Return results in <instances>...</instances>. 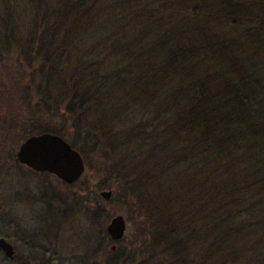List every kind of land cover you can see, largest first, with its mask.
<instances>
[{
	"label": "trees",
	"instance_id": "16d2710c",
	"mask_svg": "<svg viewBox=\"0 0 264 264\" xmlns=\"http://www.w3.org/2000/svg\"><path fill=\"white\" fill-rule=\"evenodd\" d=\"M45 4L26 36L24 54L43 58L32 80L60 88L42 103L89 140L140 157L121 181L130 200L138 177L149 190L139 264H264V0ZM106 108L134 118L109 127Z\"/></svg>",
	"mask_w": 264,
	"mask_h": 264
},
{
	"label": "rangeland",
	"instance_id": "374dc122",
	"mask_svg": "<svg viewBox=\"0 0 264 264\" xmlns=\"http://www.w3.org/2000/svg\"><path fill=\"white\" fill-rule=\"evenodd\" d=\"M46 1L45 5L51 6L54 0ZM36 3L38 0H0V159H3L0 166V236L13 243L18 254L16 261L0 251V264H111L112 257L123 256L119 252L123 248H130L133 256L127 259L139 264L145 255L139 250L143 249L140 240H143L142 234L149 221V190L139 183L145 177H138L135 194L139 197L134 195L130 200L131 195L125 194L121 181L131 170L130 160L140 157L137 154L136 158L132 150L127 153L126 146L114 147L111 137L98 138L102 143L89 140L76 126V117L46 107L50 101L58 102L60 88L48 84L49 81L40 76L38 81H33L32 74L43 69V58L33 60L31 54H24L30 48L26 36L36 15ZM17 85H31V89L27 91V87H22V95ZM48 91L51 99L44 105L42 102ZM106 110L111 118L105 113L100 117L114 121L107 124L109 127L129 122L123 118H134L115 120L114 110ZM148 118L139 117L138 120ZM32 123H43L47 128L62 131L60 135L66 140L77 141L78 150L83 145L80 151L86 171L79 181L66 184L52 174L37 173L20 164L16 153L32 130ZM107 142L110 147L95 148ZM145 172L146 169L141 174ZM104 190L113 191L110 200L101 195ZM140 200L144 203L142 208ZM119 214L125 216L128 226L123 240L115 242L107 232V225ZM114 244H117L115 250L112 249ZM119 259L120 264H124L123 257Z\"/></svg>",
	"mask_w": 264,
	"mask_h": 264
},
{
	"label": "water",
	"instance_id": "95a60500",
	"mask_svg": "<svg viewBox=\"0 0 264 264\" xmlns=\"http://www.w3.org/2000/svg\"><path fill=\"white\" fill-rule=\"evenodd\" d=\"M17 160L34 171L52 173L68 184L77 182L86 171L81 152L63 136L51 132L31 135L24 140L19 146ZM101 195L110 200L113 191L104 190ZM126 231L127 220L122 214L114 216L107 225V232L115 241L121 240ZM0 249L10 259L17 256L13 243L1 236Z\"/></svg>",
	"mask_w": 264,
	"mask_h": 264
},
{
	"label": "bare ground",
	"instance_id": "6f19581e",
	"mask_svg": "<svg viewBox=\"0 0 264 264\" xmlns=\"http://www.w3.org/2000/svg\"><path fill=\"white\" fill-rule=\"evenodd\" d=\"M114 216H116V215H114ZM114 216H113V217H114ZM113 217H112V218H113ZM112 218H111V219H112ZM111 219H110V221H111ZM110 221H109V222H110Z\"/></svg>",
	"mask_w": 264,
	"mask_h": 264
},
{
	"label": "flooded vegetation",
	"instance_id": "af4514ba",
	"mask_svg": "<svg viewBox=\"0 0 264 264\" xmlns=\"http://www.w3.org/2000/svg\"><path fill=\"white\" fill-rule=\"evenodd\" d=\"M116 249H117V244H116Z\"/></svg>",
	"mask_w": 264,
	"mask_h": 264
}]
</instances>
